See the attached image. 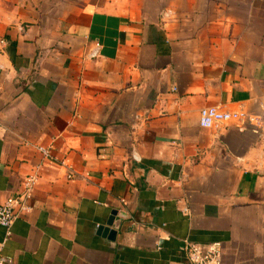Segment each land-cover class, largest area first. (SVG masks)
Returning <instances> with one entry per match:
<instances>
[{
	"label": "crops",
	"instance_id": "obj_1",
	"mask_svg": "<svg viewBox=\"0 0 264 264\" xmlns=\"http://www.w3.org/2000/svg\"><path fill=\"white\" fill-rule=\"evenodd\" d=\"M239 104L264 109V0H0V202L39 173L0 255L264 264V137L198 123Z\"/></svg>",
	"mask_w": 264,
	"mask_h": 264
},
{
	"label": "built area",
	"instance_id": "obj_2",
	"mask_svg": "<svg viewBox=\"0 0 264 264\" xmlns=\"http://www.w3.org/2000/svg\"><path fill=\"white\" fill-rule=\"evenodd\" d=\"M3 41V39H1ZM100 44L95 42L89 55L95 56L99 51ZM228 122H234L241 130L249 128L264 137V109L260 107L254 110L245 104L224 108L218 105H206L200 108L198 123L202 127H219ZM39 149L47 155L49 151L46 147L39 146ZM64 163L63 160H61ZM72 176L69 169L67 177ZM39 178L37 171L27 173L21 181L20 189L15 194L8 195L0 202V225L9 231L14 219L22 213L31 209L29 198L32 189ZM187 208H184L186 210ZM182 248L188 256L190 264H224L222 260V243L220 240L199 242L183 239ZM11 258L0 255V264L10 263Z\"/></svg>",
	"mask_w": 264,
	"mask_h": 264
},
{
	"label": "water",
	"instance_id": "obj_3",
	"mask_svg": "<svg viewBox=\"0 0 264 264\" xmlns=\"http://www.w3.org/2000/svg\"><path fill=\"white\" fill-rule=\"evenodd\" d=\"M4 264H10V263H4Z\"/></svg>",
	"mask_w": 264,
	"mask_h": 264
}]
</instances>
